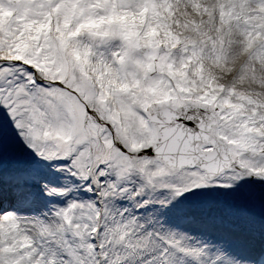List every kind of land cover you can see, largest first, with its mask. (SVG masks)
Segmentation results:
<instances>
[{
  "label": "snow or ice",
  "instance_id": "1",
  "mask_svg": "<svg viewBox=\"0 0 264 264\" xmlns=\"http://www.w3.org/2000/svg\"><path fill=\"white\" fill-rule=\"evenodd\" d=\"M0 264H264V0H0Z\"/></svg>",
  "mask_w": 264,
  "mask_h": 264
}]
</instances>
